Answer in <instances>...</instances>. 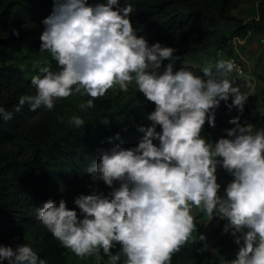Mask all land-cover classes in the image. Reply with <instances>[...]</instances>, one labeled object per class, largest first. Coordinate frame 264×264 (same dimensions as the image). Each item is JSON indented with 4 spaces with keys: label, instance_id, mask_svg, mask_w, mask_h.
<instances>
[{
    "label": "clouds",
    "instance_id": "clouds-1",
    "mask_svg": "<svg viewBox=\"0 0 264 264\" xmlns=\"http://www.w3.org/2000/svg\"><path fill=\"white\" fill-rule=\"evenodd\" d=\"M53 3L52 14L42 21L40 52L50 53L58 70L46 66L43 58L35 61L34 69L43 75L33 76L35 95H21L15 112L26 104L33 112L41 107L51 111L56 100L74 94L90 97L77 105L86 111L110 89L118 86L127 93L133 82L155 110L147 117L152 125L138 127L145 135L137 147L117 144L102 151L99 162L87 169L94 180L113 188L109 195L93 189V194L77 196L74 202L83 219L65 200L57 206L49 199L37 209L38 221L80 259L102 250L107 264H118L121 257L123 264H171L196 229L191 214L195 207L211 219L227 220L223 232L231 231L239 246L229 264H264V129L242 126L237 116L229 121L235 127L226 130L230 138L212 143L202 136L206 122L215 126L221 101L230 111H244L249 93L241 91L231 74L239 72L248 90H254V78L244 77L230 59L218 60L215 71L205 67L203 76L188 68L174 70L176 50L160 42L150 45L137 35L131 4ZM165 60L170 63L161 72ZM12 118L13 113L0 106V121ZM68 123L85 125L78 115ZM218 165L234 177L224 195L217 182ZM199 239L206 237L200 234ZM117 244L121 251L113 254ZM4 261L46 264L28 243L0 246V264Z\"/></svg>",
    "mask_w": 264,
    "mask_h": 264
},
{
    "label": "trees",
    "instance_id": "trees-1",
    "mask_svg": "<svg viewBox=\"0 0 264 264\" xmlns=\"http://www.w3.org/2000/svg\"><path fill=\"white\" fill-rule=\"evenodd\" d=\"M258 2L257 15L243 20L234 14L243 2ZM106 0H88L89 4ZM121 6L131 4L130 19L138 36L149 44L160 42L174 48V70L187 64L195 65V74L203 76V69L215 71L218 60L235 55L230 45L234 39L259 37L264 43V0H120ZM53 6L47 0H0V106L13 113L10 121H0V246L16 248L28 243L46 264H69L59 241L38 221L37 209L49 199L57 206L61 199L70 210L79 208L75 198L81 194L109 195V187L94 180L87 169L99 162L102 151L120 144L126 149L137 147L145 133L139 126L150 127L148 115L155 105L147 101L134 85L127 93L119 88L94 101V107L81 111L77 105L90 97L74 94L55 101L51 111L44 107L35 112L29 105L15 112L21 95H35L31 85L33 76L43 75L34 62H46L58 70L48 52L41 53L42 21L50 16ZM18 33V35H17ZM26 51L22 52V45ZM170 61H163L162 68ZM244 77H248L247 73ZM231 79L244 87L243 77L231 74ZM250 98V97H249ZM249 98L243 113L228 109L221 101L215 110V126L207 122L206 131H215L240 114V124H251L255 130L264 129V96L250 108ZM231 103V99L229 100ZM72 115L80 116L84 127L69 125ZM103 118L108 122L104 123ZM162 131L160 126L156 127ZM119 135V139H117ZM111 138V139H110ZM159 146V141H154ZM201 216H204L202 214ZM227 220L208 217L207 228L216 238L217 253L213 257L203 241L191 239L171 258V264H229L237 258L239 246L231 231L223 232ZM113 254L121 251L116 245ZM107 259L108 257L103 254ZM3 264H7L4 261ZM123 264V257L118 262Z\"/></svg>",
    "mask_w": 264,
    "mask_h": 264
},
{
    "label": "rangeland",
    "instance_id": "rangeland-1",
    "mask_svg": "<svg viewBox=\"0 0 264 264\" xmlns=\"http://www.w3.org/2000/svg\"><path fill=\"white\" fill-rule=\"evenodd\" d=\"M47 2L54 7L53 0H47ZM257 12L258 2L251 1L243 2L240 8L234 11V14L239 18H242L243 20H249L250 18L256 16ZM25 45L26 44L22 45V52L26 51ZM230 47L234 50L235 55L240 56L243 59L247 75L254 78L255 88L254 90H249V102L251 105L250 108L262 111L263 107L258 106L255 108L253 105L260 103V99L264 96V43L257 36L252 37L248 40L234 39ZM222 59H224V57ZM183 68L191 69L195 73L196 67L193 64H187L183 66ZM162 71L163 69H161V72ZM131 85L136 86L134 82ZM116 88H118V86ZM237 116H239L240 118V114L236 112L231 113V119L236 118ZM229 121L216 128L215 131L211 132H207L206 125H204L202 136L212 143L218 141L222 137L230 138L228 137L226 130L234 128L235 125L230 124ZM216 175L217 182L221 185L220 194L224 195V190L226 189L228 183H230L234 179V177L220 165H218L217 167ZM119 186V182L114 183V187L118 188ZM112 191L113 188L109 187V194ZM191 214L193 215L194 223L196 224V229L193 231L191 239L197 240L199 239L200 234L205 235L206 239L203 242L208 251H210L213 257H215L217 253L216 238L215 235L211 231H209L206 226L208 217L204 213H201L199 209L195 207L192 208ZM202 214H204V216H201ZM60 246L69 264H107L108 258L106 259L103 256L102 250H100V252L96 255L80 259L74 253H72L70 249L63 247L61 244Z\"/></svg>",
    "mask_w": 264,
    "mask_h": 264
},
{
    "label": "built area",
    "instance_id": "built-area-1",
    "mask_svg": "<svg viewBox=\"0 0 264 264\" xmlns=\"http://www.w3.org/2000/svg\"><path fill=\"white\" fill-rule=\"evenodd\" d=\"M230 60H233L235 62V64L238 66V68L240 69V72H242L243 74L246 73V67H245V64L243 62V59L240 57V56H237V55H232V56H229ZM235 74L239 75V72H234Z\"/></svg>",
    "mask_w": 264,
    "mask_h": 264
}]
</instances>
